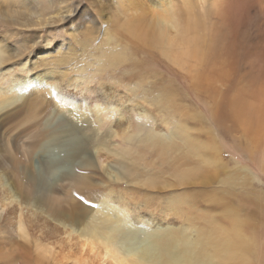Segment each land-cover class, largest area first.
<instances>
[{
	"label": "rangeland",
	"instance_id": "1",
	"mask_svg": "<svg viewBox=\"0 0 264 264\" xmlns=\"http://www.w3.org/2000/svg\"><path fill=\"white\" fill-rule=\"evenodd\" d=\"M152 1L155 0H146V3L144 0L140 1L142 4L140 6H146H143L144 10H142L147 13L155 11L154 6H151L153 9H150L149 6ZM52 2L54 3L52 4ZM207 2L208 0L204 4V10L207 13L203 14L205 15V25L209 23L206 28L211 27L212 32L220 30L223 18L218 16L217 9L212 4L213 0ZM263 2L264 0H242L241 4L237 5L246 6L242 12H238L235 16L236 23L228 26L227 31L222 27V31L228 34V40L222 41L223 45L226 43L228 45L238 37L239 41L251 49L248 51H252L240 55L237 69L229 66L221 69H204L202 66L194 65L191 60L183 67L172 64L159 53V49L151 48L144 41L134 39L125 32L120 14L123 9L121 5L117 7V0H48L50 7H53L49 13L33 9L36 12V14H32L33 18L38 15L49 18L59 8L62 18L55 24L47 20L48 24L37 34L38 44L33 49L34 51L25 53L22 55L23 57L16 58L13 62H11L12 60L6 62L5 67L24 61L25 67L28 68L23 69L22 72H11L9 80L12 84L18 83L17 80H14L15 77L20 79L25 75L49 73L50 75L45 76L48 80L46 82L55 84L49 85L50 93L57 91L55 95L58 98H64L65 102H72L80 107L81 105L90 106L95 101L90 100L91 98L98 99L109 105L110 109L112 108L109 111L110 115L108 114L110 122L104 124L99 130V135L105 132L113 133L114 129L122 132V128L126 129L127 126L125 120L130 115L144 121L148 129H154L153 131L161 134L163 138L174 126L181 125L177 127H183L196 143H203L204 147L201 152H205L213 159L211 162H201L200 157L194 155L190 160L192 162L182 165L180 163L182 161L175 160L176 164L170 166L166 161L163 163L158 161L155 152L139 144L140 141H133L130 143V147L131 152L133 151L131 158L132 160L135 158L133 161L137 162L135 167L130 159L115 157L112 155V151L107 153L109 149H106L107 152L103 149L101 154H104L105 151L106 160L108 163L110 162L112 171L117 167L116 161L128 159L124 163L128 173L131 174L128 177L150 180V182L159 180L158 189L145 186L136 188L137 185L124 180L116 182L108 178L98 165L91 168L84 167L86 158L94 157V147L90 148L92 152L86 151L85 160L81 157L71 160L68 153L69 143L78 142L77 139L80 137L75 139L74 133L68 134L67 130L63 132L64 135L60 136L61 138L50 141L42 140L39 145L26 154L31 148L27 146L28 142L33 137V130H25V127L31 122V114L26 112L12 119V106L5 108L7 110L3 109L0 112V200L12 192L15 193L16 201L6 205L2 211V208L0 209V264H97L98 262V259L93 258L90 254V260L87 262L76 260L79 245L75 239L73 238L68 243L63 233L64 228L48 217L47 211L43 213L39 208L30 206L21 200L25 190H28L25 188L28 187L20 181V185L17 183L16 171L12 167V158H19L24 153L27 155L23 157L29 168V173L26 174L31 175L35 181L42 182V184L37 182L29 184L33 191H36V187H38L39 194H45L43 196L48 199L52 197L53 203L62 206V208L68 207L75 200H82V204L86 203L84 206H89L88 208L94 212L100 208L103 200L113 206H119L123 210L128 208L133 215H136L138 222L153 220L148 223L150 228H153L154 224L165 226L169 223L181 227L183 219L177 216L184 208L182 202L189 199L188 201L196 207V211L192 215V220L196 225H203L204 216H211V218L216 217L218 222L227 227L229 217L225 210L229 204H234L240 218L243 221L245 219L244 223L247 226L248 224L251 226L248 227L252 229L253 239L262 263L264 260V103L262 104L264 102V58L261 55L264 46L262 43V39L264 40L262 36L264 34ZM211 4L212 6H210ZM71 5L72 7H70ZM55 8L56 10H54ZM198 8L196 12L199 14L204 12H202L203 8L200 6ZM234 13H230L228 16L232 18ZM4 29L5 26L0 25V35L6 32ZM31 29L33 28L31 27ZM2 36H0V40H2ZM10 43L15 46L16 42L11 40ZM110 47L123 50L126 58L116 66L108 65V63L105 66L100 65L99 62L102 61L103 56L107 55ZM57 48L59 49L55 53ZM68 48H72V50ZM53 56H58L59 60L46 66H48L47 68H56L57 72L54 69H42V67L31 69L30 63L36 58L52 59ZM5 67L1 69L5 70ZM3 86L5 87V84ZM91 89L94 90V93ZM167 91L173 97V105L162 108L157 99L161 93ZM89 93L92 94L89 95ZM174 93L176 94L174 95ZM49 97L50 94L42 97L43 105L47 106L48 111L38 117V119H42L46 127L63 124L67 125V129H70L71 126L75 129L74 125L79 126L83 120H87L88 125L82 130L85 134L83 139L87 141V138H93L94 133L90 129L98 126L94 120L93 110L85 109L87 111L85 117L77 120L66 110L60 111L53 107V102ZM47 101H51L50 105L47 104ZM80 107L76 110L83 111L84 109L82 110ZM243 114L245 118L248 116L249 130L246 123H242L241 126V122L236 119V116L243 117ZM42 121L39 122V126H43ZM146 131L148 132L147 128L139 132V136L144 137L147 134ZM177 131L178 135H182L180 129ZM69 136L71 137L69 138ZM72 138L74 139L72 140ZM245 141L246 143H244ZM177 143L179 146L183 144L180 140ZM214 153L219 156H215ZM177 154L178 151L177 153L175 151L174 156L176 157ZM194 163H199L202 172L190 175L180 181L184 182L183 184L177 182V179L173 177L174 169L182 171ZM236 163L246 166L247 169L241 167L242 170H239ZM70 173L85 176L90 182L89 186H99L96 188V192L98 190L101 192L99 200L97 199V202L86 201L80 196L82 195L80 191H74L75 187L71 185L73 182ZM104 177L111 182L106 181ZM227 178L235 179L237 183L230 184ZM164 183L167 187L163 185ZM172 194L174 202L180 200V203H176L173 215L168 214L169 216L164 219L162 214H167L164 212H167L168 209V206L163 207L164 198L170 197ZM69 196L72 198L70 199ZM147 198L153 200L154 203L149 200L150 203L145 208L143 205L145 201H148ZM149 208L150 210H148ZM188 208L187 210H189ZM20 209L23 212L22 219L23 221L25 219L24 222L27 225L26 239H22L16 229L15 220ZM33 211L37 216L35 219L31 215ZM248 233V229L245 227L243 234L249 236ZM36 239L42 245L51 244L54 249L53 253L42 254V248H36L34 245ZM102 264L110 263L104 261Z\"/></svg>",
	"mask_w": 264,
	"mask_h": 264
},
{
	"label": "bare ground",
	"instance_id": "2",
	"mask_svg": "<svg viewBox=\"0 0 264 264\" xmlns=\"http://www.w3.org/2000/svg\"><path fill=\"white\" fill-rule=\"evenodd\" d=\"M140 1L142 0H117V7L121 5L123 9L120 11V14L125 32L134 39H140L144 41L147 45H149V47L155 48L157 50L159 49V53L163 57L167 58L168 61L172 62V64L178 67H183L188 63V61L191 60L194 65L202 66L204 69H221L225 68L226 66L235 69L238 66L240 55L244 52H252L248 51L251 49L247 48L246 45L239 41L237 39L238 37L233 39L232 42H229L228 45L227 43L225 45H223L224 42L222 43V41L228 40V34L225 32L228 30V26L236 23L235 16L238 14V12H242L245 9L246 5L238 6L239 3L241 4L242 0H213L214 3L212 4H214L216 7L218 16L223 18V24H221L220 30H216L214 32L210 30L211 27L207 29L206 27L209 26L207 25L209 23H206L205 25L204 22L205 15L203 14L207 13L204 10V4L206 3V0H155L149 5L150 9L152 8L151 6L156 8V10L154 9L155 11H152L151 13L143 11L144 7L146 6H140L142 5ZM145 1L146 0H144V3H146ZM225 2L226 4H224ZM53 3L54 2H52V4ZM212 4L210 6H212ZM199 6L203 8L202 12L204 11L201 13V11L198 10L201 14L196 12V9H199ZM70 7H72V5ZM52 8L53 7H50L48 0H0V25L5 26L4 30L6 31L4 34H1L3 36L2 40H0V69L5 67L6 62L10 60L13 62L16 58H21L23 57L22 55H25V53L27 54V52L32 51L38 44V32L40 33V31L45 25L48 24V22L55 24L62 18L59 8L58 11H56V13H54L52 16H49V18L41 16L39 17V15L35 18L32 17V14H36L33 9H38L42 13H49ZM54 10H56V8ZM207 11L209 13V10ZM230 13H234L232 18L228 16ZM31 27L33 29H31ZM222 27L225 31H222ZM208 32L209 34H207ZM262 36L264 37V34ZM11 40L16 42L15 46L10 43ZM71 42L74 43L73 41ZM262 43H264L263 39ZM58 49L59 48H57L54 52L56 53ZM69 50H72V48ZM262 51H264V46L261 50V55L264 58V52ZM125 58L126 55L123 50L110 47V49H108L107 55L103 56V59L99 62V64L105 66L108 63V65L116 66L123 62ZM58 60V56H53L52 59H47L46 57L43 59L36 58L30 63V66L31 69H37L41 67L42 69H54L47 68L48 66L46 65H50L54 63L53 61ZM4 69L5 70H0V112L3 109L12 106V119H15V116L17 115L25 114L26 112L31 114V122L25 127V130H33V137L31 141L28 142L27 146H30L31 148L26 152V154L31 152L32 148L39 145L42 140L50 141L57 139L61 135H64L63 132L67 130L68 134L74 133L75 139L80 137L77 139L79 140L78 142L72 141V143H69L70 145L68 153L71 160L72 158L77 157H81L83 160H85V154L87 153L86 151L90 150L91 147H94V157L92 156L91 159L86 158L85 163L83 164L84 167L88 166L91 168L97 167L98 165V167L100 166L102 168L106 176L113 181L119 182L124 180L125 182L137 185L136 188H139V186H145L156 189H158L157 184L159 183V180L150 182V180L145 181L144 179L128 177L131 174L128 173V169L124 163L127 162L128 159H130L131 162L135 159L133 158L132 160L131 158V156H133V151L131 152L130 143L133 141H140L138 142L139 144L155 152L156 156L158 157V161L160 160L162 163L166 161L170 166H173L174 163L176 164L175 160L182 161L180 162L182 165L186 162H192L190 160H192L191 158L194 155H198L201 159V162H211L213 159L205 152V154L201 152L202 148L204 147L203 143H196L193 141L192 138L189 137V134L186 133L184 128H179L181 125L179 126L176 123L175 125L179 127L174 126L173 129H170L169 134L163 138L161 134L153 131L154 129H148L144 121L135 118L133 115H130L128 116L127 120H125L127 126L126 129L125 127L122 128V132H118L114 129L113 133L108 134L105 132L99 135V130L102 129L104 124L106 122L108 123L109 121V111L112 110V108H109V105L104 102H100L98 99L91 98L90 100L95 101L91 103L90 106L81 105L80 107L78 105L76 106L75 104H72V102H65L66 100L64 98H58L55 95L57 91L50 93L51 90L49 89V85L51 86V84H54V82H46L48 80L45 76L50 75L46 72L45 74H35L31 76L25 75L20 79L15 77L14 80H17L18 83L12 84L11 80H9L11 72H22L23 69H28L25 67L24 61L12 66H7ZM55 72H57V70ZM4 84L5 87L3 86ZM92 92L94 93V90ZM168 92L169 91L164 92L163 94L161 93V96H159L157 99V102L162 106V108H167L166 106L169 107L170 105H173V97L170 95V92ZM49 94V98L54 105L53 107L60 109V111L66 110L69 112V114L71 113L73 116H75L77 120L79 118L85 117L84 115L87 114V111L93 110L95 114L94 120L98 123L96 128L90 129L92 130L91 132L94 133L93 138H87V141L86 139H83L85 134L82 132V130L88 125L87 120H83L79 126L73 124L75 129L73 126H71L70 129H67V125L64 126L63 124L53 127H46L43 124L42 119L40 120L38 117L43 114V112L48 111L47 106L45 107V105H43L42 97H45ZM90 94L92 93H89V95ZM175 94L176 93H174V95ZM51 101H47V104L50 105ZM263 103L264 102H262V104ZM79 107L84 110L77 111L76 108ZM85 109H87V111H85ZM247 117L245 118V115L243 114V117L236 116V119L241 122V126L242 123H246L247 129L249 130ZM41 121L43 126H39V122ZM20 124H22V122ZM144 127L147 128L148 132L146 131L147 134L145 136L143 135L144 137H141L139 136V132L146 129ZM178 129H180L182 135L177 134ZM70 137L71 136H69V138ZM73 139L74 138H72V140ZM178 140L182 141V146L178 145ZM214 141L216 142V140ZM214 141L213 143H215ZM244 143H246V141ZM246 148L248 149V147ZM103 149H109V151L107 152L106 150V152L110 153L112 151V155L115 157H123V159H128H125V161L115 160V165L117 167H115V170L112 171V167L109 165L110 162L108 163L106 160L107 155L105 151V155L101 154ZM175 151L176 153L178 151L176 157L174 156ZM90 152H92V150H90ZM26 154L24 153V155ZM217 155L218 154L216 153L215 156ZM21 156L19 158H12V167L16 171L15 174L17 183L19 184L20 181L23 185L26 184L25 186L28 187L25 188L21 185L23 188L28 189L25 190L21 200L30 206L39 208L43 213L44 211H47V216L58 222V225L60 224L62 228H64L63 233L64 236H66L65 240L68 243L72 241L73 238L75 239L76 243L79 245V252L77 251L78 255H75L76 257H74L78 261L87 262L90 260V254L93 258L98 259L97 264H102L104 261H108L110 264H264V260L261 263L260 257L258 256L257 245L253 239V232L250 228L251 226L248 224V226H250L248 227L247 224L244 223L245 219L243 221V219L240 218L237 212L238 210L234 207V204H229L225 210L229 217V225L227 227L218 222L216 217L211 218V216H204V224L196 225L192 220V215L196 211L195 205L190 203V201H188L189 199H185L186 201L181 199L185 201H181L184 203V208L177 216L183 219V225L181 227H176L175 225H171L169 223L165 226H156L154 224V227L150 228L148 223L153 222V220L150 222L146 220L138 222L136 220V215H133V213H131L128 208L123 210L119 208V206H113L108 201L102 200L100 208L94 212L92 209L88 208L89 206H84L86 203L82 204V200H75L66 208H62V206L60 207L58 204L55 205L53 203L52 197L48 199L43 196L45 194H39L37 192L38 187H36L35 184L34 187H36V191H33V188L29 184L32 185L37 181H35L31 175L26 174L29 173V168L25 163L24 157L22 156V158ZM133 163L136 167L137 162L133 161ZM236 164L238 165V163ZM241 167L243 169H247L246 166L238 165L239 170H242ZM174 170L173 177L177 179V182L185 180L190 175L202 172L199 163H194L189 167H185L182 171L177 168ZM70 178L73 182H71V185L75 187L74 191H80L82 194L80 196H82L84 200L96 202L97 199L99 200V195L101 192L100 190L96 192V188L99 186H89L90 182L85 176L70 173ZM105 180L111 182V180L107 178H105ZM227 180L230 184L237 183L235 179L227 178ZM37 183L42 184L40 181ZM163 185L166 186L165 183ZM134 188L135 187L133 186V189ZM110 192H113V190H110ZM65 195L68 196L67 194ZM72 196L74 197V194ZM71 198L72 197H70V199ZM164 199L165 204L163 207L168 206V209L167 212H164L167 214L162 215L163 218L166 219V217L169 215H173V211L175 212L176 210L174 207L180 200H177L175 203L173 194L172 196L170 195V197H165ZM7 200L8 202H6ZM146 200L148 201H145V204L143 205L145 208L149 205V200L151 199L147 198ZM12 201H16V196L15 193L11 192L9 196L7 195V197L5 196L2 198V200H0V209L2 208L1 211ZM151 201L153 202V200ZM214 202H216V200H214ZM138 204L140 205V203ZM188 206L190 207L188 208ZM187 208L189 210H187ZM148 210H150V208ZM22 213L23 212L20 209L15 223L16 229L20 233V237H22V239H26L27 225L24 222L25 219L24 221L22 219ZM31 215L34 216V219L37 217L36 214H34V211L31 212ZM245 227L248 229L249 236L243 234ZM34 245L36 248H42V254L49 253L50 255L53 253L52 250L54 249L52 248L53 246L51 244L42 245L36 239Z\"/></svg>",
	"mask_w": 264,
	"mask_h": 264
}]
</instances>
